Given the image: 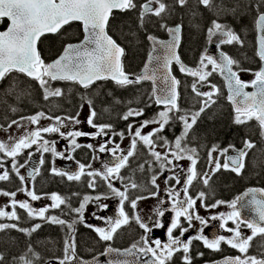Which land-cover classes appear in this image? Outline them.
I'll use <instances>...</instances> for the list:
<instances>
[{
  "label": "snow or ice",
  "instance_id": "6c2138e0",
  "mask_svg": "<svg viewBox=\"0 0 264 264\" xmlns=\"http://www.w3.org/2000/svg\"><path fill=\"white\" fill-rule=\"evenodd\" d=\"M114 11L136 13L137 31L146 28L151 22L168 35V39L147 35L153 47L144 71L138 75L125 72L122 58L126 50L108 33ZM205 12L215 17L207 28V38L210 43H214L217 51L209 54L205 50L195 66H189L178 52L184 22L173 21L170 25L168 21L177 14L187 16L192 28L199 31L201 25L198 18ZM246 14L252 15L257 32L256 55L261 66L255 71L243 67L238 57L223 50L224 45L239 46L243 50L245 40L233 24L222 22V18L239 19ZM4 18L10 24L6 30L0 31V85L6 79L11 82L0 95L15 96L17 100L30 95L31 86L11 78L12 73L23 74L30 81H35L43 92V100L55 107L60 105L54 98H67V93L62 87H53L52 82H68L73 87L78 85L85 90L84 93L77 92L81 101L79 108L83 110L85 104L88 106L86 123L94 131L77 127L84 122L79 119L80 111L74 115L60 116L41 110L11 119L6 126L0 124L2 131H8L14 125L26 129L23 135L0 140V182L12 183L14 177L20 182L14 191L0 189V196L9 198L6 206L0 207V221H11L0 222V233L4 234L0 236V243L6 248L13 244L12 238L7 235L12 230L31 237L45 223L59 225L66 232L63 256L56 257L57 264H77L78 261L79 264H87L77 255L76 226L83 224L97 235L99 241L107 244L102 255L114 254L107 264H194L195 257L204 256V252L196 251L194 257L196 242L213 252H221L222 246L227 245L239 253L206 264H264V251L258 249L257 255L248 254L255 238L264 240V187H250L230 202L219 199L214 203L208 202L214 177L221 171L242 177L248 168L249 154L257 147L256 143L245 138L239 148L232 143L224 147L213 144L206 153L207 167L199 169V150L190 147L188 139L201 115L217 103L220 88L209 79L215 73H219L226 83L227 99L234 109L233 123L247 125L254 119L258 122L261 137H264V0H0V22ZM73 22L82 25L83 40L66 43L62 54L46 63L38 50V41L47 33L65 34V26L70 27ZM174 64L182 74L193 78L191 92L199 104L195 111H185L179 103L181 81L172 74ZM242 72L252 73L254 78L245 81L241 78ZM97 81H112L122 89L152 81V91L148 100L143 102L144 107L129 106L120 117L124 121L131 120L127 124V133L115 129L112 123H97L102 113L97 111L96 100L89 91ZM205 87L208 90H204ZM249 87L254 91H246ZM115 102L120 103L119 100ZM153 104L162 106V110L151 118L135 119L144 117ZM8 110L12 113L19 111L11 105ZM42 119L52 123L41 127ZM177 120L182 124V131L170 141L164 133ZM29 125L37 127L29 130ZM149 126H153L151 131L143 133L142 130ZM45 134H57L60 139L67 141L64 150L58 151L57 141L45 138ZM126 135L130 137V142L124 148L121 142ZM79 138L100 142L82 144L78 142ZM141 144L151 159L133 167L141 155L138 149ZM82 148H87L93 154L92 162L84 164L76 161L75 170L55 166L56 158L73 161V154ZM48 153L53 158L52 166L48 169L52 176L68 182H81L87 177L88 188L95 191L102 182L108 191L95 196L85 195L78 207H72L71 197L56 192L38 194L33 184L41 174L46 163L45 154ZM37 154L39 160L33 163ZM97 154H103L106 158L100 159ZM96 160H100L102 168L93 167ZM182 160L189 162L187 169L179 163ZM146 165L150 179L138 182L135 175L137 172L145 173ZM122 170H130V174L125 175ZM261 172L264 174V168ZM162 176L164 197L159 194L158 180ZM117 182L119 187L116 186ZM196 183H202L208 191L200 190L195 195L191 194L190 190L195 188ZM134 191L141 194L134 195ZM20 192L26 196L22 201L15 199ZM78 195L71 193V196ZM149 198L157 199V205L150 214L142 215L139 204ZM41 199H49L51 203L39 208L31 203ZM108 199L118 201L115 212L107 216L100 215L109 210V204L101 203ZM89 204L95 205L96 210L91 217L100 221L99 225L87 223L85 219ZM225 204L231 209L228 213L220 212L207 218L199 214V208L207 211ZM249 208L254 215L242 213V210ZM56 209L61 211V215H49L51 210ZM18 210H23L28 220L39 222H34L30 227H21L22 216ZM69 214H74L71 219L63 218ZM210 221H219V229L230 235L214 233L210 237L204 234L205 228L215 227ZM229 222L234 227H228ZM133 224L142 230L139 238L123 250L113 247L111 242ZM245 228L250 230V235L245 234ZM157 232H161L166 239L156 235ZM190 232L192 234L185 239ZM261 247L264 248V245ZM28 253H31V258ZM11 254L10 251L7 254L0 251V264H10L8 255ZM41 259L29 243L27 252L19 257L13 256L11 264H38Z\"/></svg>",
  "mask_w": 264,
  "mask_h": 264
},
{
  "label": "flooded vegetation",
  "instance_id": "af4514ba",
  "mask_svg": "<svg viewBox=\"0 0 264 264\" xmlns=\"http://www.w3.org/2000/svg\"><path fill=\"white\" fill-rule=\"evenodd\" d=\"M123 13L124 12L114 11V16H113V18L110 19V27L108 29V33L112 37L114 35L112 33L113 27H114V22L117 21V19H116L117 16L118 15H122ZM208 14H209V20L206 23V25L204 26L203 37H202V40H201V44L199 46V50H198L196 56L195 55L194 56L192 55V57L190 55L188 56V57H191L192 60H190L191 63H186L185 62L187 65L195 66V64L199 61L201 54L204 53L205 50H207L209 45H210V42L208 41V38H207V28L211 26V20L214 19L215 17L212 15V13H208ZM222 22L233 24V26L235 27L236 31H238L243 36V38L245 40V47L243 48V50H241L239 48V46H230V45H224L223 46V50L225 52L233 55V56L238 57L242 61L243 67L251 68L254 71L258 70L259 67L261 66V62H260L258 56L256 55V50H257V43H256L257 32H256V29L254 27V22H253L252 15H250V19L248 20V25L246 27L244 25L237 26L236 23L233 22L228 17L222 18ZM73 25L76 26V28H78V30L80 32V37L78 38V40L76 42H72V43H78V42H80L83 39L82 25L80 24V22H73L71 26H73ZM65 27L69 28L68 26H65ZM6 28H7V24H6L5 21H3L0 24V31H4ZM56 35L57 34L47 35V36H56ZM158 38L167 39L166 32L163 33L162 37H158ZM183 40H184V34L182 33L181 45L183 44ZM65 44L66 43L63 44V46H62L61 50L59 51V53H57V55L55 57H53L51 60H44V59L43 60L46 63H50L52 60H54L61 53V51L63 50V47L65 46ZM147 45H148V51H147V54H148V52L150 50V45H149L148 40H147ZM249 47L252 50V54L251 55L250 54L247 55L246 51L244 52V49L245 48H249ZM147 54H146L145 59L147 58ZM243 54H245L244 57H242ZM123 59H124V57L122 58V62H123ZM145 59H144V61H145ZM144 61H143V64H144ZM143 64H142V66H143ZM142 66L140 67L138 72L132 73V74L138 75V73L140 72ZM173 73H174V76H176L177 79H179L181 81V86L179 88V91L181 93V98H180L181 102L179 101V103H181L183 108L188 110V111L189 110L193 111L194 107L198 108L199 104L197 103L196 98L194 97V94L191 92V82H192L193 78L180 73L175 66L173 67ZM14 74L20 75V76L28 79L27 77H25V76H23L21 74H17V73H12L11 76L14 75ZM240 75H241V78L243 80H245V81H250V80H252L254 78L253 74L249 73V72H242V73H240ZM209 79L211 80L212 83L216 84L220 88V94L216 97L217 103L213 107L217 106L219 102H223L224 104H222V105H223L224 108L227 109V111L229 113L231 124L234 125V126H246L247 129L251 130L252 132H249V134L245 135L242 138V140H238L235 143H234V141H229L226 144H220V143L215 142V141H212V142L210 141L207 144H203V143L199 144V142H197L195 140L196 136H195V134H194V132L192 130L190 132L189 138H188L189 139V146L190 147H197L198 150H199L200 157H201V161H200V164H199V169H205L207 167V164H206L207 155H206V153H207L208 149L211 148V146L213 144H218L220 147H224V146H227L228 144L232 143V144H235L237 146V148H239V147H242L243 139L250 138L257 145V147L255 149H253L250 152V154H249V157H248V160H247L248 168H247V171L243 174L242 177H237L233 173L224 172V171H221L220 173H218L214 177V183L212 185L213 191L210 193V197H209L208 202L209 203H214L215 200H217V199L230 202V201L234 200L237 196L242 195L250 187H264V174H262V172H258L256 168L254 169V163H252L253 157L257 154V152H259L258 149L262 148V146L264 147V137H261L260 128H259L258 122L255 121L254 119L252 121H249L247 125H235L233 123L234 109L230 105V103L228 102V99H227L228 91H227V89L225 87L224 81L222 80V78L219 75V73H215ZM104 83H109L110 85H113L114 87L116 86L114 84V82H112V81H97L96 85H94L89 91L92 93L96 86L102 85ZM52 84H53V87H62L64 90L66 89L67 86H72L68 82H60V81L52 82ZM141 84H144L146 87H148V90L150 91V94H151L152 84L150 82H147V81L142 82ZM74 87L77 90V92H80V93H84L85 92V90L79 88L78 85L74 86ZM204 90H208L207 87H205ZM252 90H253V88H251V87L246 89V91H249V92H251ZM185 91H186L187 95L183 97ZM76 98H77L76 99L77 103H76L75 109L71 113H61L60 116L69 115V114L74 115L76 111H80L79 119L81 121H84V122L82 123L83 125L80 124L81 126L78 127V128L83 129L84 131H89V132L94 131L86 123V117L88 115V106L85 104L83 110H81L79 108V105L81 103L79 95ZM95 100H96V98H95ZM145 101H146V99L144 101H142L139 105L133 106V107H144V103L143 102H145ZM128 107L129 106H127L126 108H124L122 110V112L120 113V115L118 117L119 118L118 121H115V118H112V119L108 118L106 115L109 114V112L100 111V109H98L96 107L97 111L102 113V115H101L100 119L97 121V123H112L114 125L115 129L121 130V131H125V133H127V124L130 123L131 120L124 121V120L120 119V117L123 115V113L127 110ZM153 107H154L153 109H152V107L147 109L144 117L135 118V119H137V121H139V120L144 119V118H151L158 111L162 110L161 107H158V106H156L154 104H153ZM213 107L211 109H213ZM211 109H209V110H211ZM209 110H207L206 112H208ZM104 114H106V115L104 116ZM24 116H28V115H24ZM12 119H18V116L14 117ZM7 122H10V120H7L6 122H0V124L4 123L3 125L6 126ZM50 123H52V121ZM152 127L153 126H149L147 128H144L142 130L143 133L146 134L147 132L151 131ZM181 131H182V124L177 120V121L173 122L170 127H168L166 129L164 135H166L169 138V140L171 141V140H174L175 136L179 135ZM45 138H47V139H56V138H59V136L57 134H51V135L45 134ZM116 139H117V141H119V137H117ZM59 141H60V148H61L60 151H63L65 146H66V144H67V141L62 140L60 138H59ZM78 142L82 143V144H87V143H96V144H98L100 141L99 140L92 141L89 138H79ZM129 142H130V137H127V135H126V138L121 142L122 147L127 148L128 145H129ZM138 149H139L141 155L137 158L136 162L133 164V167H136L137 164H139V163H144V161L146 159H151L148 156L147 149H145L142 144L138 146ZM157 150L163 151V149H159V148ZM26 154H27V150H25V158H26ZM73 155L75 157V160H73V161H67V160H64V159L56 158L55 159V166L57 168H70L72 170H75L76 167H77L76 161H80L81 163H84V164H88L89 162H92V155L93 154L87 148L79 149ZM97 155L100 156V159H105L106 158V157H104L103 154H97ZM45 158H46V163H45L44 167L41 170V174L37 177L36 181L33 184V186H34V188H35V190L37 191L38 194H40V193H49L50 194V192L41 191L40 186L38 185V182L41 179V177L43 176L44 172L49 177H54V178L60 179L62 181V183L74 184L75 185L74 189H63V190H61V192H56V193H59V194H61L63 196L70 195L72 207H78L79 206V202L83 199V197L85 195L95 196L98 193L107 192L108 191L107 186L105 184H103L102 182L99 184V186L97 187V189L95 191H93L92 189L88 188V186H87L88 178L87 177H84L81 182H68L66 179L62 180L60 177L52 176L49 173L48 169H49V167L52 166L51 162H52L53 158H52L50 153L45 154ZM21 162H23V161L21 160ZM179 163L184 167V169H187L188 164H189V162L187 160H182ZM93 167L94 168H98V169L102 168V164H101L100 160H96L93 163ZM261 168H264V164H262ZM122 172H124L125 175L130 174V170H122ZM250 173H252L251 174L252 175L251 179H250ZM170 174L171 173H165V175H170ZM258 176L260 177V179L258 178ZM223 177L228 178L230 182L238 181L239 185L237 187H235L234 189H232L231 187H229V185L225 181L222 180ZM135 178L137 179L138 182H147L150 179V173L147 172V165H146L145 173L137 172L136 175H135ZM163 179H164V177L162 176L158 180V183L160 184V193L159 194H160L161 197H164ZM19 183H20L19 180L14 177L12 183L0 182V189H6V190H9V191H14L15 188L19 185ZM116 186L119 187V183L118 182H117ZM200 190H204L206 192L208 191V189L204 188L202 183H196L195 188L191 189L190 192H191V194L195 195V193L200 191ZM219 191H221V192H219ZM225 191H227L225 194L222 193V192H225ZM73 192L78 193L79 195L78 196H71V193H73ZM133 194L136 195V194H141V193H136L134 191ZM143 194L146 195V193H143ZM182 195L183 194L181 193V196ZM0 198H7V197L0 196ZM50 203H51V201H50ZM101 203H107V204L110 205L109 210L107 212H101L100 213V215L107 216L109 214H114L115 209L117 207L118 201L115 200V199H108V200H102ZM6 204L7 203L4 202V199L0 201V207H4V206H6ZM32 204L36 208L41 207L40 204H38V203H32ZM156 205H157V199L149 198L147 200L141 201L140 204H139V208L143 210L142 215L143 214H150L151 211L153 210V208ZM197 206L199 207V202H198ZM95 210H96L95 205L94 204H89L86 207V210H85V219H86L87 223L99 225L101 222L100 221H96V220L92 219V217H91L92 212L95 211ZM230 211H231V209L228 208L226 204L225 205H221V206H219V207H217L215 209L207 210V211L204 208H199V214L201 216H203V217H206V218L211 216V215L218 214L220 212L228 213ZM18 212L22 216V220L20 221V226L21 227H26V226H28L30 224H33L34 222H39V221H30V220H28L27 219V215H26L25 212H23V210H18ZM242 213L244 215H246V216L254 215V212H252L251 208L246 209V210H242ZM49 215H61V211L59 209L51 210L49 212ZM72 215H74V214H69L68 216H64L63 218L71 219ZM0 222H11V221L4 220V221H0ZM210 224L214 225L215 227L205 228L204 229V234L209 235L210 237L214 233L230 235L229 233H225V232H223V230L219 229V221H210ZM43 225H51V226L59 227L60 228V239H61V242H60V249L59 250L57 249L58 251L56 250L57 251L56 254H53V255H51V256H49L47 258H44V259L40 260L38 262V264H57L56 257H62L63 256V240L65 238L66 229H62L61 226H59V225L46 224V223L43 224ZM228 227H234V225L231 222H229L228 223ZM81 229L88 231L92 235V237L94 239V245L92 247L79 249L78 231L81 230ZM12 231H15V230H12ZM76 231H77L76 239H77V255H78V257H80L85 262H88V261H91V260H93V259H95L97 257L104 256V255H102V253H104L105 248L107 247V244L105 242L99 241L97 235L91 229L86 228L83 224H78L76 226ZM141 231L142 230H139L138 227L133 224L131 228L125 229L124 231L121 232V233L124 232V235H123L124 239L123 240H120V238H122L121 237L122 235H119L114 241L111 242V244H112L113 247H115L117 249H120V250H123V249H125L127 247H130V245L136 239L139 238V235H140ZM243 231L245 232L246 235H250L251 234L250 230H248L246 228L243 229ZM0 234H2V233H0ZM191 234H192V232L186 234L185 239H187V236L191 235ZM156 235L161 236L162 239H166V237H164L161 232H157ZM177 235H178V233H177ZM262 245H264V240H262L260 237L255 238L254 241H253V246L249 249V253L248 254L249 255H257L258 254V249L261 250V251H264V248L261 247ZM222 248H223V251H221V252H213L211 250L205 249L200 242H196V246L193 249L194 257H195L196 251L204 252V256L203 257H195L194 264H206V262H209V261H219L225 256H233L234 257L236 255H239V253L236 250L229 248L227 245H223ZM12 261H13V259L9 260L10 263ZM77 264H79V261L77 262Z\"/></svg>",
  "mask_w": 264,
  "mask_h": 264
},
{
  "label": "trees",
  "instance_id": "16d2710c",
  "mask_svg": "<svg viewBox=\"0 0 264 264\" xmlns=\"http://www.w3.org/2000/svg\"><path fill=\"white\" fill-rule=\"evenodd\" d=\"M228 18L235 22L237 26L244 25L246 27L248 25V20L250 19V14H246L239 19L233 17ZM116 19L117 21L114 22L112 33L114 34L113 39H115L116 42L126 50L123 59L124 69L129 74L136 73L142 66L148 51L147 35L162 37L164 31L160 30L156 24L151 22L147 24L146 28H139L137 31V14L134 12L123 13L122 15H118ZM180 20H183L184 22V40L183 44L180 46V55L182 54L181 58L184 63H191L190 60H192V55L196 56L199 50L204 26L209 20V14L205 12L202 17L198 18V22L201 25L199 31L192 28L189 23V17L187 16L177 14L170 17L168 22L171 25L173 21L179 22ZM130 29L132 30L131 32ZM79 37L80 32L74 25L66 28V33L63 35L57 34L56 36L43 37L39 42V51L42 59L51 60L57 55V53H59L64 43L76 42ZM245 51L247 55L252 54L250 47L245 48L244 52ZM189 55L191 57H188ZM244 55L245 54H243L242 57H244ZM11 78L17 79L19 82H22L23 85L31 86V91L29 96L20 100H17L15 96L0 95V122H6L14 117H19L20 115H31L41 110L52 115H60L61 113H71L75 109L77 103L76 97L78 95L77 90L73 86L66 87L65 91L67 93V98H54L60 105L59 107H55L52 103L43 100V92L34 81H30L16 74L12 75ZM10 82V79H6L3 84L0 85V93H2L3 89L6 88ZM69 88H71L70 92L68 91ZM109 93H112V95L109 96ZM92 95L96 98V107L100 109V111H104L105 108L108 109L107 112H109V114H104V116L106 115L111 119L115 118V121H118V117L124 108L127 106H137L145 99L147 101L150 91L144 84L122 89L117 86L114 87L109 83H104L96 86ZM186 95L185 91L183 97ZM116 100H119L120 103L117 104L115 102ZM101 101L105 102L101 103ZM129 101H132V104H129ZM222 104L224 103L219 102L217 106L213 107V109L202 114L201 118L194 126L193 132L196 136L195 140L199 142V144H207L210 141H215L220 144H226L229 141H234L235 143L238 140H242V138L245 135H248L249 132H252L247 129L246 126L232 125L229 113ZM9 105L17 107L19 111L17 113H12L8 110ZM180 105L182 109H184L181 103ZM153 108L154 107L152 106V109ZM193 109V111H195L198 108L194 107ZM184 110L188 111L186 109ZM261 150H264L263 146L258 149L259 152H257L252 160V163H254V169L256 168L258 172H261L262 164H264V151ZM251 174L252 173H250V179L252 178ZM258 178L260 179L259 176ZM222 180L232 189L239 185L238 181L230 182L226 177H223ZM38 185L40 186L41 191L50 193H53L54 191L61 192L63 189L75 188L74 184L62 183L60 179L49 177L45 172L39 180ZM226 192L227 191L222 193L225 194ZM68 197H70V195H68ZM31 225L32 224L26 227H30ZM3 235V233L0 234V236ZM7 235L12 238L13 244L6 248L0 243V251H4L5 254L9 251L12 253L11 255H8V260L13 259V256L19 257L24 255L27 252L29 243L32 244L34 251L39 253L42 259L56 254L60 249V228L57 226L43 225V227L37 233L32 234L31 237L16 231H10ZM120 235H122L120 240H123L124 232ZM78 244L79 249L90 248L94 245V239L88 231L81 229L78 231ZM28 256L31 258V253H28Z\"/></svg>",
  "mask_w": 264,
  "mask_h": 264
},
{
  "label": "rangeland",
  "instance_id": "374dc122",
  "mask_svg": "<svg viewBox=\"0 0 264 264\" xmlns=\"http://www.w3.org/2000/svg\"><path fill=\"white\" fill-rule=\"evenodd\" d=\"M50 120L48 119H42L40 121V125L39 126H48L50 124ZM81 125H83L81 123ZM81 125H78L77 127H80ZM34 127H37V126H33V125H29L28 126V129L31 130L32 128ZM25 128L21 127V128H17L15 125L9 129L8 131H2L0 130V140H7L9 136H15V137H18L20 135H23L24 132H25ZM53 140H56L58 143H56V148L58 151L61 150L60 148V141H59V138H56V139H53ZM39 160V154L36 155L33 163H36L37 161ZM23 171V170H22ZM26 198L25 194L23 192H20L18 193V195L16 196V200L18 201H22ZM4 199V202L7 203V201L9 200V198H0V201ZM31 203H38L40 204V206H43V205H46V204H50V200L49 199H41L39 201H34V202H31Z\"/></svg>",
  "mask_w": 264,
  "mask_h": 264
},
{
  "label": "water",
  "instance_id": "95a60500",
  "mask_svg": "<svg viewBox=\"0 0 264 264\" xmlns=\"http://www.w3.org/2000/svg\"><path fill=\"white\" fill-rule=\"evenodd\" d=\"M3 20H6L7 22H8V26H9V24H10V21L7 19V18H4ZM8 26H7V28H8ZM6 28V29H7ZM5 29V30H6ZM47 35H54V34H51V33H47V34H45L44 36H47ZM43 36V37H44ZM43 37H41V39L43 38ZM83 37H84V32H83ZM167 37H168V35H167ZM40 39V40H41ZM168 39V38H167ZM83 40V39H82ZM149 42V44H150V47H151V50H150V52L152 51V47H153V45H152V43L150 42V41H148ZM38 44H39V41H38ZM38 44H37V47H38ZM216 48H215V45H214V43H210V45H209V47H208V49H207V52L209 53V54H215L216 53ZM149 52V53H150ZM178 52H179V49H178ZM62 54V53H61ZM60 54V55H61ZM148 58H149V54H148V56H147V58H146V61H145V63H144V65L146 64V63H148ZM144 65H143V67H142V70H141V72H143L144 71ZM174 66H176V68L178 69V71H179V68H178V66L177 65H175L174 64ZM140 72V73H141ZM180 72V71H179ZM139 73V74H140ZM181 73V72H180ZM23 75V74H22ZM222 77V76H221ZM222 79L224 80V78L222 77ZM145 82V81H144ZM147 82H150L151 84H152V81H147ZM225 82V81H224ZM225 86H226V83H225ZM152 87H153V84H152ZM226 89H227V86H226ZM227 91H228V89H227ZM252 91H254V89L252 90ZM229 101V100H228ZM229 103L232 105V103L229 101ZM160 107H162V106H160ZM232 107H233V105H232ZM112 258H114V254H109V255H105V256H100V257H97V258H95V259H93V260H91V261H88L87 262V264H107V261L109 260V259H112Z\"/></svg>",
  "mask_w": 264,
  "mask_h": 264
}]
</instances>
